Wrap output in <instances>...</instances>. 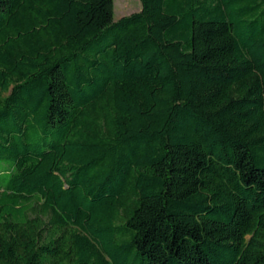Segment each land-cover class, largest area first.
I'll return each mask as SVG.
<instances>
[{
    "label": "trees",
    "instance_id": "1",
    "mask_svg": "<svg viewBox=\"0 0 264 264\" xmlns=\"http://www.w3.org/2000/svg\"><path fill=\"white\" fill-rule=\"evenodd\" d=\"M0 0V264H264V0Z\"/></svg>",
    "mask_w": 264,
    "mask_h": 264
},
{
    "label": "rangeland",
    "instance_id": "2",
    "mask_svg": "<svg viewBox=\"0 0 264 264\" xmlns=\"http://www.w3.org/2000/svg\"><path fill=\"white\" fill-rule=\"evenodd\" d=\"M140 8V0H113L114 20L127 16L131 13L138 12Z\"/></svg>",
    "mask_w": 264,
    "mask_h": 264
}]
</instances>
